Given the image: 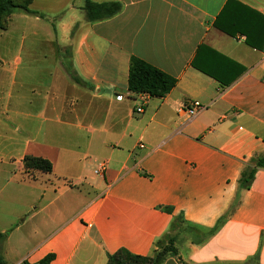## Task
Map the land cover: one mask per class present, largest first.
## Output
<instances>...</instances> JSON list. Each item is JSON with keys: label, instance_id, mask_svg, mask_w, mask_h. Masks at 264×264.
<instances>
[{"label": "crops", "instance_id": "1", "mask_svg": "<svg viewBox=\"0 0 264 264\" xmlns=\"http://www.w3.org/2000/svg\"><path fill=\"white\" fill-rule=\"evenodd\" d=\"M41 1L29 6L39 15L16 10L0 29V119L21 121L14 132L25 146L4 151L9 139L0 134L5 264L49 255L50 264H107L121 249L149 256L180 216L214 228L236 199L245 164L264 153V0H91L123 6L94 23L86 0L69 1L71 17L50 21L40 17ZM76 26L69 66L86 86L70 80L56 98L49 83L45 94L31 86L24 96L39 76L37 45L53 47L58 30L64 37ZM132 57L177 79L176 87L164 98L130 93ZM188 102L202 109L191 121L181 112ZM23 104L38 107L31 113ZM26 156L50 161L52 172L26 174ZM101 162L107 168L98 175ZM177 248L163 264H264V168L213 236L199 244L187 237Z\"/></svg>", "mask_w": 264, "mask_h": 264}, {"label": "trees", "instance_id": "2", "mask_svg": "<svg viewBox=\"0 0 264 264\" xmlns=\"http://www.w3.org/2000/svg\"><path fill=\"white\" fill-rule=\"evenodd\" d=\"M33 0H0V29H4L7 26L9 18L16 10H22L27 14L39 15L37 12H33L29 9ZM123 6L120 2H93L86 0L84 11L86 13L87 21L90 23L104 21L115 17L120 14ZM210 50V49H209ZM212 54L219 57L220 54L210 50ZM193 66L204 74L212 77L216 81L229 85L211 68L203 67L198 64L196 60L193 61ZM72 80L77 85L85 87L86 84L82 82L78 77L72 74ZM177 85V79L166 74L160 69L152 66L137 57H132L130 61L129 77H128V90L134 95L146 94L151 98H164L167 96ZM24 171L29 174L32 171H39L42 173H51L53 166L50 161L39 158L26 156L23 159ZM264 168V153L252 157L244 166L238 181V191L234 202L230 207V211L226 214L218 224L212 229H202L196 225H193L183 219L182 216L176 218L172 223L175 226L177 221H182L187 224V231L191 233L190 239L193 243L199 244L206 241L213 236L221 226V224L228 219L231 213H233L240 204V195L242 191L249 190L254 181L255 175L258 170ZM169 213L172 212L171 208H165ZM3 235L0 233V239ZM163 238L156 241L152 254L149 256H140L130 253L125 249H121L114 254L108 255L107 264H163L169 257H177L178 249L172 246L174 238H170L168 243L165 244ZM54 260V255H49L36 264H50ZM0 264H5L4 260L0 257ZM21 264H31L24 261Z\"/></svg>", "mask_w": 264, "mask_h": 264}, {"label": "rangeland", "instance_id": "3", "mask_svg": "<svg viewBox=\"0 0 264 264\" xmlns=\"http://www.w3.org/2000/svg\"><path fill=\"white\" fill-rule=\"evenodd\" d=\"M69 1L72 0L41 1L40 4L42 5V7H44V13H42L40 17L47 18L48 20L49 18H57L58 20H61L64 17L66 18L67 16L71 17V13L68 7ZM84 16H86L85 11H84ZM80 32L81 30H78L76 26L72 29L71 33H68L63 37V35L58 30V40L55 46L52 47L51 44L46 42V40H42L41 41L42 43L37 45L36 55H39L40 56L39 61L41 60L40 62L38 61V56L35 59V61H38V63L41 66L39 70V76L37 74L34 78H30L29 82L27 83V86L24 87L25 89L24 96L30 95L29 89L31 88V86H39L37 95H40V91L42 92V94H45L44 93L45 88H48V85L50 83V85L54 86L55 90L54 92L52 91L51 94L48 93L49 96L51 95L52 97L53 95L54 97L59 98L60 95L59 92L64 90L65 84H68L70 80L73 81L71 77L72 74L74 75V73L72 72L69 66V59H70V54L72 53V49H74L77 38L79 37L78 33ZM9 46L10 49H12V51L14 48H16V45H9ZM2 52H4V50ZM43 53L47 57L46 60H44L43 57H41ZM45 65H47V67H44ZM40 98H38L39 101H41ZM37 105L38 104L31 106L30 109L28 110L31 113L34 112L38 107ZM85 107L86 104L83 102L80 108L84 109ZM21 108H23L22 110L24 109L27 110L25 104L21 105ZM1 118L2 119H0V134L8 137L9 139V143L3 144L2 148L4 151L8 150L10 153L18 155L20 154L21 151H24L25 149L24 144L21 143L19 137L15 135L17 134L16 131L14 132L15 128L18 126L19 123H21V121L15 118L14 121L8 122L6 119V115H1ZM11 164L14 165V163ZM33 172L34 171H32V174ZM190 235L191 233L187 231V224L179 220L177 221L175 226H173L170 229L168 234H166V236L163 237L162 240L165 244H167L168 240L173 237L174 242L172 245H170L169 243V246L177 248L179 241L184 240L187 237H190Z\"/></svg>", "mask_w": 264, "mask_h": 264}, {"label": "built area", "instance_id": "4", "mask_svg": "<svg viewBox=\"0 0 264 264\" xmlns=\"http://www.w3.org/2000/svg\"><path fill=\"white\" fill-rule=\"evenodd\" d=\"M144 104H145V100L141 106H138L134 109V113L138 115L142 114L144 112ZM200 110L202 109L199 108L196 102H188L182 107L181 112L185 113L187 115V119L191 121L199 113ZM139 147L143 149L144 145L140 144ZM106 168H107L106 164L104 162H101L96 169V174L98 175L104 174Z\"/></svg>", "mask_w": 264, "mask_h": 264}]
</instances>
